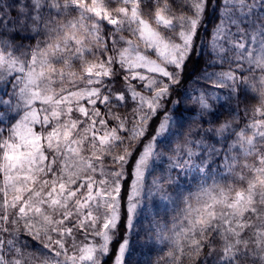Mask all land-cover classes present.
<instances>
[{
    "label": "snow or ice",
    "instance_id": "obj_1",
    "mask_svg": "<svg viewBox=\"0 0 264 264\" xmlns=\"http://www.w3.org/2000/svg\"><path fill=\"white\" fill-rule=\"evenodd\" d=\"M0 264H264V0H0Z\"/></svg>",
    "mask_w": 264,
    "mask_h": 264
}]
</instances>
